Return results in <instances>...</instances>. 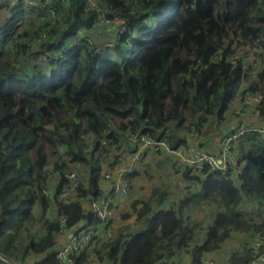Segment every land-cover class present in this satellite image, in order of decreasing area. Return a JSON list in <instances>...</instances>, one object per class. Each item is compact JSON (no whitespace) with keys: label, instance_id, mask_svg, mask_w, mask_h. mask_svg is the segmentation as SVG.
I'll return each instance as SVG.
<instances>
[{"label":"trees","instance_id":"16d2710c","mask_svg":"<svg viewBox=\"0 0 264 264\" xmlns=\"http://www.w3.org/2000/svg\"><path fill=\"white\" fill-rule=\"evenodd\" d=\"M94 1L97 8H85V0H52L59 14L53 22L45 6L4 4L18 13L0 26V255L13 262L35 255L38 264H63L56 257L57 216H64L70 228L86 218L102 222L83 206V200L101 194L100 156L106 151L103 147L100 156L93 151L102 139L114 143L117 134L126 133L158 137L172 120L199 125L209 115L220 118L228 101L247 90L261 92L264 118V67L256 82L240 59H229L233 36L264 48V0ZM100 13H115L129 26L112 45H89L82 32ZM27 14V23L20 21ZM77 34L80 41H74ZM39 54L47 60L40 61ZM88 132L95 133L96 148L85 153ZM172 140L171 135L174 146ZM238 143L244 152L238 158V185L229 170L205 165L199 189L187 188L167 210L150 212L143 202L138 215L148 213L144 227L126 235L118 231L93 247V254L111 264L166 261L189 246L194 226L185 212L201 204L217 209L205 239L191 247V264H203L204 255L234 231L250 240L258 237V252H264V137L248 133ZM71 162L86 164L88 176L85 183L79 176L74 200L64 202L59 194L70 187L65 172L72 171ZM51 163L55 175L48 173ZM49 180L52 190L45 195ZM152 194L160 202L165 192L153 189ZM242 194L257 203V210L239 208ZM87 248L73 253L70 264H86ZM256 255L247 243L225 264H249Z\"/></svg>","mask_w":264,"mask_h":264},{"label":"crops","instance_id":"0c3cea01","mask_svg":"<svg viewBox=\"0 0 264 264\" xmlns=\"http://www.w3.org/2000/svg\"><path fill=\"white\" fill-rule=\"evenodd\" d=\"M1 8L2 7H0V9ZM6 13L7 10L6 12L0 11L1 17ZM110 28L111 27L108 26L101 27L100 23H95L91 28L83 29L82 32L85 35L89 36V38H91L95 44L99 45L103 41H108L110 43L116 39L114 30ZM241 87L245 88L244 85ZM240 123L241 121H237V119L232 116V111L227 107V105L223 110L220 118L216 115H209L207 117V120L199 125H196L195 123L185 122L181 124V128L180 124H177L176 121L172 120L167 124L166 127L169 128L171 135L173 136L172 144L174 143L175 145L171 146L170 141L169 146L172 149L178 147L182 150H185V148L189 146L194 150L202 149L207 152L217 153L220 150V143L223 138L229 132L235 130ZM248 123L252 124L253 122L248 121ZM191 127L197 128L198 131L194 132ZM128 134L130 133H126V135L117 134L118 138L114 143H108L106 140V142L102 144L100 141L98 150H94L96 148L94 147L96 138L95 133L88 132L83 135V152L86 153L94 150L93 152H95V155L100 156V153L102 154L101 149L103 147L106 151L105 155L100 156V177L98 179V185L101 190V194H99L97 198L101 199L102 197H105L107 199L108 209L107 221H102L97 225L98 229L94 234L97 239L92 238L88 243L87 252L89 253V259L86 264H98L95 262L97 257L95 256V254H93L92 248H99V245L101 243H106L109 240H112L116 236L118 231H121L122 234L126 235L144 227L143 219L148 216V213L144 217H139L138 215V211L141 208L143 202H148L150 212L155 211L156 209L167 210L178 203L179 199H181V197L186 194L187 188H189V190L191 191L199 189L201 180L204 177V174L202 172L191 175L187 172L185 174L184 171L186 169V166L174 152H171L167 149H149L145 150L142 153L140 160L136 164L135 171L130 179L127 193H116L112 190L111 181L106 179L105 175L110 170L113 171L117 163L125 162L130 159L134 147L127 139ZM247 134L248 133L244 135ZM244 135L240 136L239 138L243 137ZM238 139L235 143V149L237 151V157L240 158L244 154V152L240 151ZM247 146L248 144L247 142H245V144L243 145L244 150L247 148ZM71 163H69L70 169L77 175L78 179L81 178L82 183H85L88 176L87 169L86 172H82L77 167L70 165ZM240 167L241 164L238 163V165L231 171L230 178L232 179L234 185L239 184ZM48 172L49 174L55 175L56 170H54L53 163L48 165ZM78 175L80 176V178ZM194 175H196V177H194ZM52 184L53 182H50L48 184L50 191L52 190ZM143 184L149 186V190L144 189V191H140L138 187ZM153 189H159L165 192V195L160 202H158V196L152 194ZM83 206L85 207V209L91 210L89 200H83ZM239 208L245 211H254L257 210V203L252 198H248L247 196L242 194ZM197 209H203V217L196 214ZM216 209L217 207L214 204H201L199 206L191 207L185 212L186 217H188L189 224L194 226L193 239L189 243L188 247H186L185 249L175 250V252L167 258V260H169L170 262L173 261L171 264H191V249L189 250V248L194 244L201 243L205 239L206 229L212 223ZM75 227L76 226H73V228L71 227L69 228V230H72ZM67 232L68 231H65L64 233H57V248L65 245ZM238 233L239 235L244 234L234 231L232 232L231 238H233V236ZM243 237L246 238L248 246H254L256 243H258V237H253L250 241L247 239V236L245 234L243 235ZM97 240L98 244L94 245L95 241ZM225 248L226 245L212 252H207L203 257V264L214 263V260L209 258H212L213 256L219 257L220 255H223L220 253ZM240 249L241 248L238 246V248H233L232 250L230 249V247L225 250V261H227L231 253L239 251ZM37 259L38 257L35 255H27L23 259V261L17 262L26 264L29 263L28 261H37ZM99 262V264H111V262L108 260H99ZM215 263L217 264V261Z\"/></svg>","mask_w":264,"mask_h":264},{"label":"built area","instance_id":"2783aa9c","mask_svg":"<svg viewBox=\"0 0 264 264\" xmlns=\"http://www.w3.org/2000/svg\"><path fill=\"white\" fill-rule=\"evenodd\" d=\"M19 3L26 4V5H41L47 8L51 16V22L54 20L59 19L58 10L55 9L52 0H0V7H3L4 4H9L10 6L17 5ZM85 8H97V5L94 0H85ZM99 20L103 23H107L112 26L114 30L115 37L122 35L125 33L129 26L127 22L120 17L119 15L113 13L111 16H105L100 13ZM234 38L233 44H230L231 39ZM230 37L229 45L233 52L230 55L231 60L240 59L243 65H247L241 59V55L243 53L240 37L233 36ZM81 35L77 34V37L74 41H80ZM86 41L89 45L94 44V41L91 38H86ZM113 42L106 43V45H112ZM240 44V45H239ZM101 45V44H100ZM103 46H101L102 48ZM247 48V47H246ZM254 49V48H252ZM264 50L263 47L254 49V53H260V51ZM264 53V52H263ZM52 54H57L54 52ZM60 56V54L58 55ZM264 57V56H263ZM40 61L45 62L47 57L45 55H38ZM214 60L216 59V55L212 57ZM251 65V66H250ZM196 66V65H194ZM250 68V74L248 75L250 80H254L259 82L258 71L256 67L253 66V63L247 65ZM246 80H243V84ZM247 92H251L248 96V99L251 101L261 102L262 95L259 90H247ZM191 129L194 130L193 127ZM249 132H256L264 136V123L261 125H254L248 123V121H241L239 126L229 132L222 140V144L218 153H211L205 150H194L193 148L187 146L185 150L181 148L175 147L170 148L169 140H170V130L168 127H165L163 130L159 132L158 137H151L146 134L142 133H130L127 136L128 141L133 145L134 150L131 154V157L128 161L119 162L115 165L113 171L110 170L106 173V179L111 181L112 190L116 193H127L129 188L130 179L132 174L135 171V166L140 160L142 153L145 150H163L167 149L171 152H174L181 161L185 164L186 168L188 169V174L200 173L203 170V167L206 165L211 170H221V171H228L229 174L238 165V157L237 151L235 149V143L237 139ZM106 140L102 139L101 143L104 144ZM49 173V172H48ZM65 176L70 180L71 184L68 188H63L60 191L59 198L64 202L73 201V190L79 184L78 177L73 171H66ZM43 191L45 195H49L50 188L46 184L43 185ZM90 207L91 210L94 211L97 216L103 221L106 222L108 218V209H107V199L102 197L101 199L92 198L90 200ZM57 220L60 223V231L66 233V243L62 247L57 248L56 257L60 260L63 264H70L73 262V253L78 252L81 250L85 245H87L92 236H94L95 232L97 231L98 224H92L89 222L88 218L82 219L78 226L74 229L69 230L70 227L66 226V218L64 216H57ZM73 228V227H72ZM258 243L253 246L254 251L257 252L256 257H254L249 264H264V252H258ZM0 261L7 263V264H22L18 262H13L8 260L3 255H0ZM29 263L26 264H38L36 260L28 261ZM158 264H168L167 261H162Z\"/></svg>","mask_w":264,"mask_h":264},{"label":"rangeland","instance_id":"374dc122","mask_svg":"<svg viewBox=\"0 0 264 264\" xmlns=\"http://www.w3.org/2000/svg\"><path fill=\"white\" fill-rule=\"evenodd\" d=\"M6 10L7 9L3 8V7L0 9V11H2V12H6ZM16 11H17L16 8L13 9V10H10V8H9V10H7V13H6L7 15L5 14L2 17L0 15V26L4 25V23L6 21V16L14 15V16L18 17V13ZM28 16H29V14H27V16L22 18L20 21H22L23 23H27L25 21H26V18ZM96 23H100L101 27H107L108 26V27L112 28L111 25H109V24H107L105 22L102 23L99 20V17L96 20ZM108 30H109V28H108ZM234 38L235 37H233L231 39L230 44H233ZM106 43H109V42L108 41H103L101 43V45L106 44ZM241 44L242 45L239 44L242 47V50H243V53L241 55V59L244 61V63H246L247 65L253 63V66L256 67V70H259L262 67H264V57H263L264 56V53H263L264 50L260 51V53H257V55H256L254 53V49H252V48H254L253 46L252 47L247 46L242 40H241ZM250 93L251 92H246L245 91V93L242 94V95H240V94H238V96L236 95L233 99L228 101L227 107L232 111V116L235 117L237 119V121H250V122H253L252 124H254V125H261V124L264 123V118H263V116L261 114V109H260L261 102L251 101L250 99H248V96L250 95ZM256 122H259V123H256ZM180 127L182 128V125ZM196 131H198V129L194 128V132H196ZM220 144H222V141H221ZM64 159L66 161L68 160L66 158V156L64 157ZM70 165L77 167L82 172H86L87 166L84 163L73 162ZM50 182H51V180H49L46 183V185L48 186V184ZM78 183H79V181H78ZM148 187L149 186H146V184H143V185H140L138 187V189L140 191H144V189L149 190ZM196 214L203 217V209H201V210L197 209V213ZM243 235L244 234L239 235V233H238V234H235L233 236V238L230 237V238L226 239L224 242H222L220 247L226 245V248L224 250H222V252L220 253V254H223V255L219 254L220 255L219 257L213 256L212 258H209V259H213L214 260V263H212V264H216L215 263L216 261H217V264H225L226 263V261H225L226 254L224 252L229 247L232 250L233 248H238V246L240 248H242L244 245H246L247 241H246V238L243 237ZM247 239H248V236H247ZM243 240H244V242H243ZM248 240L250 241V239H248ZM190 249H191V247L189 248V250ZM183 256H184V254H183ZM166 261H167L168 264H171L173 262L172 260H171L172 262H170L169 260H166ZM95 262L98 263V264L100 263L97 258H96Z\"/></svg>","mask_w":264,"mask_h":264},{"label":"water","instance_id":"95a60500","mask_svg":"<svg viewBox=\"0 0 264 264\" xmlns=\"http://www.w3.org/2000/svg\"><path fill=\"white\" fill-rule=\"evenodd\" d=\"M81 224V223H80Z\"/></svg>","mask_w":264,"mask_h":264}]
</instances>
